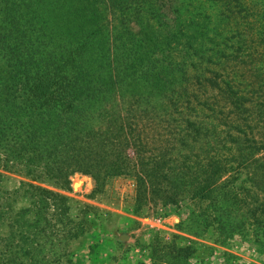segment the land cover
Here are the masks:
<instances>
[{"label": "trees", "instance_id": "16d2710c", "mask_svg": "<svg viewBox=\"0 0 264 264\" xmlns=\"http://www.w3.org/2000/svg\"><path fill=\"white\" fill-rule=\"evenodd\" d=\"M221 1L0 0V264L73 263L76 174L264 248V0Z\"/></svg>", "mask_w": 264, "mask_h": 264}, {"label": "rangeland", "instance_id": "374dc122", "mask_svg": "<svg viewBox=\"0 0 264 264\" xmlns=\"http://www.w3.org/2000/svg\"><path fill=\"white\" fill-rule=\"evenodd\" d=\"M198 1L207 13L223 10L222 1L216 5L210 4L211 0ZM220 27L221 31L240 29L247 34L260 31L253 10ZM9 177V189L24 180ZM70 182L68 190L49 189L69 199L70 216L82 224L80 237L71 246L75 254L71 264H171L176 257L175 246L190 248L184 264H264V248L254 238L236 237L221 243L212 232L191 234L186 228L190 208L187 203L179 207L157 204L138 208L130 180L112 179L99 188L90 176L76 174Z\"/></svg>", "mask_w": 264, "mask_h": 264}, {"label": "bare ground", "instance_id": "6f19581e", "mask_svg": "<svg viewBox=\"0 0 264 264\" xmlns=\"http://www.w3.org/2000/svg\"><path fill=\"white\" fill-rule=\"evenodd\" d=\"M80 184L76 185L77 188H79Z\"/></svg>", "mask_w": 264, "mask_h": 264}]
</instances>
